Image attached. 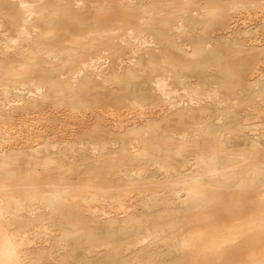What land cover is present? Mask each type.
Here are the masks:
<instances>
[{
	"label": "bare ground",
	"instance_id": "1",
	"mask_svg": "<svg viewBox=\"0 0 264 264\" xmlns=\"http://www.w3.org/2000/svg\"><path fill=\"white\" fill-rule=\"evenodd\" d=\"M7 1L18 19L15 27L0 33V264H107L110 251L118 248L134 250L130 264H221L243 240L252 245L230 264H264V0L199 4L204 11L197 13L219 12L226 19L221 34L205 43L188 38L195 27L181 19L173 28L170 44L183 55H203L204 47L214 51L224 42L252 58L247 87L237 93L224 83L185 74V67L156 45L152 17H138L102 52L83 49L93 47L96 37L81 48L62 45L61 51L44 42L52 32L41 24L53 21L50 8L61 3L84 8L85 0ZM150 7L144 4L139 10ZM112 54L125 59L126 66L109 65ZM142 55L152 99L139 92L109 111L115 136L73 138L75 119L81 124L90 119L86 112L76 116L69 111L70 86L78 81L90 86L97 74L117 84L111 74L130 72ZM200 66L213 69L209 62ZM53 71L63 75L44 74ZM242 101L246 107L238 111ZM161 120L175 122L162 125ZM161 127L166 130L158 132ZM117 150L128 155L113 164L117 170L101 174L106 185H93L88 172L81 174L85 179L71 178L74 168L90 165L83 161L116 159L111 153ZM22 167L29 178L16 177ZM40 168L53 169L56 176L34 179L42 174ZM214 203H250V209L235 216V222L219 225L218 213L210 211ZM179 209L189 212L188 223L130 225L136 230L130 236L124 226L111 225L119 217L170 216ZM75 215L104 227L79 226ZM78 248L81 253L75 252Z\"/></svg>",
	"mask_w": 264,
	"mask_h": 264
},
{
	"label": "rangeland",
	"instance_id": "2",
	"mask_svg": "<svg viewBox=\"0 0 264 264\" xmlns=\"http://www.w3.org/2000/svg\"><path fill=\"white\" fill-rule=\"evenodd\" d=\"M53 1V0H50ZM88 4L84 8H78L73 6H64L59 4L57 8L49 9V16L53 17V21L49 23L41 24L44 30L52 32V38L44 40V42L51 43L58 50L62 51V45H69V47L78 46L81 48L85 44L86 40L93 39L95 45L89 48H83L89 53H99L107 47H112L116 44V39L121 35L127 26L136 24L137 18L144 16L149 17L154 22L149 26L156 28L157 31L150 32L155 37V43L157 46H164L165 53L169 57H173L175 61L183 65L185 74L200 77L204 80L211 81L216 84H226L225 89L235 91H241L242 88L247 87V77L249 75V67L251 66L252 58L249 56L241 55L237 52L236 45L233 43H220L218 50L210 51L205 50L204 54L196 57H190L183 55V53L173 47L170 43L173 41V28L179 19L185 22V25L189 28H194L189 33L192 41L205 43L210 39L212 35L219 36L222 29L225 28L226 19L225 17L217 12L215 14H199L197 12L204 11L199 9V4L214 2L221 3L222 0H85ZM90 2H97L99 6H93ZM188 5H187V4ZM149 4L150 9L146 8V11L139 10V7ZM126 5H132L127 7ZM186 5V6H185ZM152 8V9H151ZM149 10V11H148ZM18 19L17 12L9 4L7 0H0V33L2 29H8L16 26ZM111 28V29H110ZM220 31V32H219ZM98 33H105L106 35L98 36ZM225 33V32H224ZM87 35H90L87 36ZM69 41V42H68ZM68 42V43H67ZM87 47V45H86ZM255 53V59L257 58L258 51L256 48L252 49ZM112 54L108 64L113 66L117 63L126 66L125 59L121 60L119 56ZM259 56V55H258ZM60 63L58 64L62 68V54L58 57ZM82 58L81 56L78 58ZM253 58V59H254ZM156 64L160 65L161 59L158 52L155 55ZM211 63L213 69L206 70L200 65L205 63ZM146 66V56L142 55L138 58V61L130 66V72L121 71L118 73L111 74L116 76L117 84H108L104 80L102 74L95 75L89 82L90 86H87L85 82L78 81L77 84L70 86V94L72 95L71 103L68 105L69 111L80 116L83 113L89 115L90 122L88 124H81L79 119H75L72 127L73 138L85 139L91 137L93 139H107L115 136V132L107 120L110 116L109 111L113 109L121 108L123 102L128 101L133 94L141 93L144 98L148 101L152 99L146 85L147 74L144 73ZM62 71L45 72V75L58 76ZM63 75V72H62ZM246 107V103H242L236 106L238 111H241ZM64 112V106H62V113ZM63 119V115H62ZM162 125L166 123L171 124L173 120H161ZM166 130L165 127L159 128L158 132ZM141 139L145 137L143 131L140 132ZM159 138H161L159 136ZM123 145H127L124 143ZM164 154L165 152H158ZM167 153V152H166ZM175 152H169L168 154L174 156ZM116 159H102L96 160L88 166H81L74 168V175L71 178L85 179V176L81 174L84 172L92 173L89 177L94 179L93 185H106L105 182H101L105 175H101L104 172H111L117 170L113 167V164L119 161L120 157L128 155V152L124 151H113L111 153ZM219 155L224 156L223 152H218ZM79 159L77 160V162ZM42 174L36 175L34 179L43 180L44 178L50 179L55 177L56 172L53 169H38ZM48 170V171H47ZM19 174L16 176L18 179H27L29 175L26 174L27 167L19 169ZM46 171V173H45ZM67 178V177H66ZM31 186V185H26ZM34 186V185H32ZM31 186V187H32ZM226 204V206H225ZM237 204V203H236ZM234 203H214L210 207V211L218 213L216 220L219 225L224 222L228 224L235 222V218L240 214H243L250 209V203H245L246 206L240 207ZM220 205V206H219ZM223 206V207H222ZM233 207V209H231ZM220 209V211H219ZM227 210V211H226ZM231 210V211H230ZM203 212L202 210H198ZM219 211V212H218ZM224 211V212H223ZM230 211V212H229ZM231 213V214H228ZM187 213L183 209L172 210L170 216H157V217H141V218H123L119 217L117 221L111 224L114 228L119 229L124 226L125 235L130 236L135 233V229L132 227H163L168 228L173 224H185L191 219L187 217ZM193 214V213H192ZM236 216V217H235ZM78 220L77 224L80 226H102L97 221H88L84 223L85 217L75 215ZM120 221V222H119ZM97 222V223H96ZM96 228V227H95ZM116 234H121V231L117 230ZM262 235H255L254 237L261 238ZM256 238V239H257ZM255 239V238H254ZM90 240H94L90 237ZM89 240V241H90ZM255 241V240H254ZM252 241L245 244L243 240L238 247L235 249V257L239 258L246 254L247 251L244 249L250 247ZM251 244V245H250ZM250 245V246H249ZM142 251V250H141ZM77 253H81L82 249L78 248L75 250ZM143 252V251H142ZM140 252L141 254H143ZM134 250H129L124 253L122 248L111 250L110 255L107 257V264H130ZM231 252L228 251V255ZM228 259V257H227ZM226 261V260H224ZM223 261V262H224ZM174 264V263H171ZM184 264V263H183Z\"/></svg>",
	"mask_w": 264,
	"mask_h": 264
},
{
	"label": "crops",
	"instance_id": "3",
	"mask_svg": "<svg viewBox=\"0 0 264 264\" xmlns=\"http://www.w3.org/2000/svg\"><path fill=\"white\" fill-rule=\"evenodd\" d=\"M243 251H247L246 249H244ZM235 251H233L232 253H230L229 254V256H228V259L226 260V261H224V262H222L221 264H230V262L232 263L236 258H234L235 257ZM244 256V255H243ZM242 257V256H241ZM240 258V257H239ZM204 262H200V260H199V262L197 263V264H203Z\"/></svg>",
	"mask_w": 264,
	"mask_h": 264
}]
</instances>
